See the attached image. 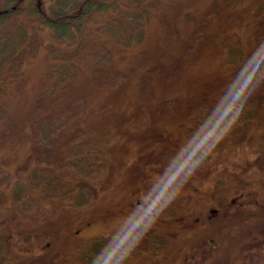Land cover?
I'll use <instances>...</instances> for the list:
<instances>
[{
    "label": "rangeland",
    "instance_id": "1",
    "mask_svg": "<svg viewBox=\"0 0 264 264\" xmlns=\"http://www.w3.org/2000/svg\"><path fill=\"white\" fill-rule=\"evenodd\" d=\"M213 1L173 0L165 20L156 23L147 42L128 56L130 69L121 87H100L84 74L51 107L67 126L56 162L73 142L92 139V134L109 139L114 152L109 174L93 183L97 200L86 207L49 200L24 211L12 199L18 166L37 154L30 125L37 112L34 97L50 57L42 50L30 61L24 94L11 100L21 141L0 151V233L10 236L24 261L76 264L79 246L91 238L122 236L139 243L159 232L168 241L159 264H264L262 107L249 110V128L237 129L229 121L218 132L205 126L188 133L193 119L181 101L176 112L166 108L162 115H150L164 101L198 100L203 86L214 83L218 75L229 79V71L212 60L214 48L206 44L200 61L174 67L195 35L223 32L222 24L209 23L206 16ZM4 8L5 0H0V10ZM251 27L255 30L256 25ZM146 65L162 70L150 96L139 85ZM82 97L87 101L84 107ZM192 149L199 150L197 159L190 156Z\"/></svg>",
    "mask_w": 264,
    "mask_h": 264
},
{
    "label": "trees",
    "instance_id": "2",
    "mask_svg": "<svg viewBox=\"0 0 264 264\" xmlns=\"http://www.w3.org/2000/svg\"><path fill=\"white\" fill-rule=\"evenodd\" d=\"M172 2L5 0V8L0 10V151L21 141L11 100L24 94L30 79V61L42 50L50 57L34 97L37 112L30 125L37 139V154L29 155L18 166L11 185L12 199L24 211L42 201L61 200L74 207H86L97 200L98 189L93 183L102 182L113 165L110 141L92 134V139L73 142L56 162L58 142L67 126L50 112L51 107L63 100L84 74L100 87H121L130 69L126 68L128 56L147 42L156 23L165 20ZM11 7L14 9L9 10ZM206 16L209 23L213 20L222 24L223 34L202 31L195 35L186 47L184 59L174 67L180 62L183 68L200 61L206 44L214 48L212 60L229 71V79L221 80L218 75L214 83L203 86L198 100L164 101L150 115H162L166 108L176 112L181 101L193 119L188 133L205 126L218 132L229 121L237 129H247L253 124L248 120L253 105H260L264 115V88H259L264 83V0H214ZM159 76L162 70L158 66L141 69V92L153 95ZM255 88L259 89L257 93ZM82 100L84 107L87 101L84 97ZM103 114H99L101 120ZM198 154V149L190 151L195 159ZM122 238L89 239L79 246L76 264H159V256L168 247L166 237L159 232L139 243ZM30 263L15 250L10 236L0 233V264Z\"/></svg>",
    "mask_w": 264,
    "mask_h": 264
}]
</instances>
